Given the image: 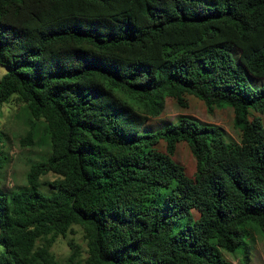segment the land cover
<instances>
[{
    "label": "trees",
    "instance_id": "obj_1",
    "mask_svg": "<svg viewBox=\"0 0 264 264\" xmlns=\"http://www.w3.org/2000/svg\"><path fill=\"white\" fill-rule=\"evenodd\" d=\"M0 65V106L42 124L21 146L49 152L0 193V264H60L75 227L86 264H233L264 233V0H0ZM193 99L236 137L186 114L147 129Z\"/></svg>",
    "mask_w": 264,
    "mask_h": 264
},
{
    "label": "rangeland",
    "instance_id": "obj_2",
    "mask_svg": "<svg viewBox=\"0 0 264 264\" xmlns=\"http://www.w3.org/2000/svg\"><path fill=\"white\" fill-rule=\"evenodd\" d=\"M8 73L9 69L0 65V82ZM263 83V81L257 82L258 85ZM190 101L191 107L186 111L178 108L172 101H168L165 114L161 118L152 119L146 126L147 129L152 130L163 127L173 121L178 115L186 114L205 123L221 126L232 137H236L232 129L233 112L229 107L215 108L213 112H210L201 101L197 99ZM249 118H259L264 126V111L251 110ZM35 123L37 122L31 120L30 114L23 104L17 105V103L13 102L10 105L0 106V155L6 161L2 169L0 166V193L2 194L12 195L27 188V175L31 165L41 161L49 154L48 147L41 145L39 141H36L33 146H21V139L28 132L33 131ZM37 124L38 128L42 126L41 123ZM180 157L181 161L193 172L194 162L186 148H181ZM54 179L55 177L52 174L44 177V180L48 181ZM47 189L52 193L49 187L42 188L41 191L48 195L45 192ZM74 230L73 235H70L67 239L60 238L52 248V252L60 264H86L87 243L83 239L81 228L75 227ZM246 230L244 231V238L240 248L236 253L228 254L229 259L233 264H264V233L255 229V233L251 231L252 234L250 235ZM68 240L73 241L80 250V257L75 263L70 262L71 250L68 246ZM3 252H5V247L0 241V253ZM247 258H249V262L246 263Z\"/></svg>",
    "mask_w": 264,
    "mask_h": 264
}]
</instances>
